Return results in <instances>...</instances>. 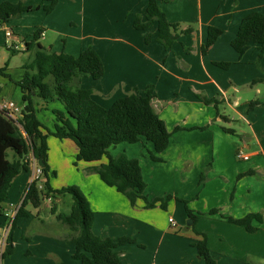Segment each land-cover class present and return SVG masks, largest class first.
I'll use <instances>...</instances> for the list:
<instances>
[{
	"label": "crops",
	"instance_id": "1",
	"mask_svg": "<svg viewBox=\"0 0 264 264\" xmlns=\"http://www.w3.org/2000/svg\"><path fill=\"white\" fill-rule=\"evenodd\" d=\"M5 1L42 6V0H0V3ZM173 1L159 0L166 20L178 25L180 30L192 31L181 34L170 49L158 42L156 23L148 29L133 27L138 15L145 20L148 0H59L47 15L60 12L57 16L61 17L65 11L73 13L77 34L72 40L63 42L65 34L58 31L55 24L48 27L43 23H30L28 32L22 27L23 31L18 32L15 26L23 16L36 13L33 12L1 25L0 48L12 54L32 53L34 58L36 48L29 52L25 49L38 30L43 33L38 44L47 52L77 57L82 50L92 47L103 62L104 74L99 80L81 78L79 87L92 91V99L104 108L111 107L132 90L141 93L147 86H154L150 105L172 132L167 148L157 156L160 161L152 160L153 145L145 141L123 142L108 151L112 157L125 154L137 159L146 184L144 195L149 201L170 196L166 209L159 204L146 209L143 200L131 206L125 196L106 186L91 171L107 163L106 158L95 163L78 162L75 167V144L52 136L47 139L48 165L56 173L50 180L51 188L79 187L94 212V235L134 240L117 248L123 264H205L194 247L202 234L207 236L208 249L217 264H264V103L248 110L250 102L264 101V47L251 45L240 59L231 47L242 19L252 12L264 14V0H195V12L192 7L171 8ZM208 27L220 29L222 34L202 55ZM6 29L13 31L11 42L22 45V50L16 52L7 48ZM147 36L150 37L148 43L145 42ZM215 63H230V66L225 70ZM23 73L24 67L19 80ZM258 80L262 82L256 86L254 81ZM197 95L217 100L218 113L227 120L218 118L216 109L204 105ZM6 96L10 100L3 97L0 89V103L16 101L22 108V94L17 86ZM49 102L40 103L37 114L48 111ZM60 107L51 111L62 110ZM52 118L54 126L53 115ZM240 123L248 130L238 133L235 126ZM176 127L181 130L173 132ZM237 151L248 156V160L237 159ZM62 164H67L68 169ZM64 169L68 177L59 187L56 184ZM31 175L29 167L13 180L2 204L0 225L21 202ZM182 201L188 202L187 207L193 213L203 214L198 216L194 226L200 235L191 227L185 230L188 218ZM46 202L50 203L49 208ZM46 202L39 208L31 204L23 208L26 216L17 219L13 253L1 259L0 264L1 261L6 264H78L72 259L74 245L66 239L70 229L56 220L58 214L69 212L72 199L59 196L53 203ZM254 215L258 218L252 217L249 221L254 232L228 220ZM169 219L174 221V226Z\"/></svg>",
	"mask_w": 264,
	"mask_h": 264
},
{
	"label": "trees",
	"instance_id": "2",
	"mask_svg": "<svg viewBox=\"0 0 264 264\" xmlns=\"http://www.w3.org/2000/svg\"><path fill=\"white\" fill-rule=\"evenodd\" d=\"M59 0H42V6L19 1L17 3H0V24L9 22L13 17L42 10L46 15L50 14L57 6ZM156 23L158 31V42L165 48L170 49L181 34L191 33V29L180 30L178 25L170 24L165 14L159 7V0H148L145 20L142 21L138 15L133 22L137 30L148 29ZM39 30L33 33V38L26 43L28 52H34L33 61L24 67V73L15 85L19 88L22 97V110L18 124H14L0 114V218L2 217V204L7 198L8 191L13 180L30 167L31 159L42 160L44 168L41 176L31 182L22 199L7 239V250L1 259L13 253V233L19 217L26 216L23 208L31 204L34 208L48 198L51 202L59 196H69L72 204L68 213L58 214L56 220L66 225L70 231L66 239L74 245L72 259L78 264H123L117 251L119 246L134 243L131 238H101L93 234L94 212L89 202L79 187L75 185L65 186L53 190L50 185L51 178L56 173L50 170L48 165V137L52 136L58 140H71L77 147V154L73 165L78 162L95 163L103 158L107 163L93 167L100 180L108 187L127 198L131 206L137 200H143L146 209L154 208L157 204L166 209V202L171 199L155 198L149 201L144 191L146 184L143 181L141 168L137 159H130L125 154L112 157L109 148L120 143L135 144L145 141L153 145L155 154L152 160L160 161L157 157L168 146L172 135L163 120L152 109L150 102L154 96V86H147L141 93L132 90L126 96L116 100L111 107L104 108L92 99V91L79 87L81 78L90 77L99 80L104 74V65L98 53L87 47L77 57L64 53L47 52L38 44ZM222 30L208 27L206 42L201 48V54L205 55L213 46ZM147 36L145 42L148 43ZM251 45L259 48L264 47V14L252 12L242 19L235 38L231 42L232 49L238 54L239 59L249 50ZM261 54L258 56V62ZM258 64V63H257ZM216 66L227 69L230 63H215ZM6 68L0 69V75L4 74ZM35 70V72H34ZM258 81H254L256 83ZM197 98L207 106H213L217 111V117L223 121L227 118L219 115V103L215 99H207L201 95ZM57 101L62 110H53V130L44 128L37 118V107L39 103ZM264 101L255 100L249 103L248 110ZM42 130L45 133H42ZM181 130L180 127L173 132ZM226 133L233 134L234 131L223 129ZM202 180V179H201ZM184 204L187 218L193 221L191 229L194 230L195 223L201 213H193ZM214 213L217 211H213ZM258 216H246L235 220L228 218L229 222L243 226L248 232H254L255 228L250 226L251 218ZM202 239L194 246L198 257L205 264H217L212 257L208 246L207 236L202 234ZM57 264H65L58 262Z\"/></svg>",
	"mask_w": 264,
	"mask_h": 264
},
{
	"label": "rangeland",
	"instance_id": "3",
	"mask_svg": "<svg viewBox=\"0 0 264 264\" xmlns=\"http://www.w3.org/2000/svg\"><path fill=\"white\" fill-rule=\"evenodd\" d=\"M170 6H171V8L181 9V10H183V9L187 10L188 7H192V11H194V12L197 10L195 0H174L173 3L170 4ZM35 12L39 13V14L34 13V14H28V15L23 16V18H22L23 20L18 22V25L15 26L17 28L18 32H22L23 29L25 30V33L28 32V30L30 28H28L27 24H30V23L31 24H39V23L42 24L43 23L46 26L48 25V27L50 24H55L56 28L59 29L58 31L65 34L63 37V42L65 41V39H67V42H69V39L72 40V36H76L77 31H75V26H74V22H75L76 18H75V15L73 13H71L69 11H65L66 12L65 14H62L61 17H58L57 15L60 12H57V13L52 14V15H46L42 10L41 11H35ZM13 18H15V17H13ZM72 23H73V25H71ZM20 27H22L23 29L20 30ZM25 35H27V34H25ZM30 35H31V33H30ZM49 35L52 38L55 37V35L53 33H50ZM28 36L29 35H27V37ZM32 61H33L32 53L20 52V53L12 54L9 50H7L5 48H0V69L7 67V72H6L7 77L0 76V89L2 90L3 97H5L6 100H10V99H7L8 97L6 95H8L12 89L16 88L15 83L17 81H19V77L22 74V68L25 66H29ZM21 66H22V68H21ZM261 82H262L261 80H258V82H256V86H258L257 84H259ZM244 92H247V91L244 90ZM17 93L19 94V92H17ZM12 100H14V99H12ZM15 100H17V98H15ZM4 102H6V101H4ZM13 102L16 103V101H13ZM60 106H61V104L58 102L50 103L48 111L43 110L37 114L38 119L40 120L41 124L44 126V128L46 130L50 131L53 127V122H52L53 118H52V114H51L52 111L51 110L55 109V108L61 109ZM235 128H236V131L238 133H241L243 130H246V131L248 130V127L243 123H240L239 125L235 126ZM52 153L54 154L53 150H52ZM62 165L64 166L65 169H68L67 164H65V165L62 164ZM65 169L60 172L61 176H60V179L58 180V182L56 184L59 187L61 184H63L64 180L68 177V175H67L68 171H66ZM67 186H71V185H67ZM63 187H65V186H63ZM66 197H69V196H66ZM45 204H46L47 208L50 207V203L46 202ZM1 263L6 264L4 261H1Z\"/></svg>",
	"mask_w": 264,
	"mask_h": 264
},
{
	"label": "built area",
	"instance_id": "4",
	"mask_svg": "<svg viewBox=\"0 0 264 264\" xmlns=\"http://www.w3.org/2000/svg\"><path fill=\"white\" fill-rule=\"evenodd\" d=\"M0 27H1V24H0ZM13 34L14 33L11 29L5 30V37L7 40L6 44H7V48L12 49L17 52V51L22 50L23 46L22 45L19 46L11 42V38L13 37ZM42 36H43V33L39 32V37H42ZM21 110L22 108L18 106L16 103H14L13 101H7V102L0 103V113L5 114L8 120L16 125L18 124V119L20 118ZM235 156L239 160H243V161L248 160V156L243 155L241 151H237ZM30 167L32 170V175L30 179V183H31L34 180H37L41 176V168H39V166L37 165V160L34 158L31 159ZM45 201H51V198H48ZM21 202L13 208L12 215L8 216L7 220H5V222L2 225H0V260H1L3 253L6 251L7 239L9 236L10 229H11L12 220L14 219L19 207L21 206ZM169 223L172 226H174V221L172 219H169Z\"/></svg>",
	"mask_w": 264,
	"mask_h": 264
},
{
	"label": "water",
	"instance_id": "5",
	"mask_svg": "<svg viewBox=\"0 0 264 264\" xmlns=\"http://www.w3.org/2000/svg\"><path fill=\"white\" fill-rule=\"evenodd\" d=\"M37 165L39 166V168L43 169L44 168V163L42 162V160H38L37 161ZM193 224V221L188 219L186 221V227H185V230H188Z\"/></svg>",
	"mask_w": 264,
	"mask_h": 264
}]
</instances>
